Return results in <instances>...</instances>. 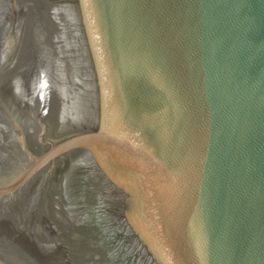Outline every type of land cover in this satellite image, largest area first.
<instances>
[{
	"label": "water",
	"instance_id": "95a60500",
	"mask_svg": "<svg viewBox=\"0 0 264 264\" xmlns=\"http://www.w3.org/2000/svg\"><path fill=\"white\" fill-rule=\"evenodd\" d=\"M0 264H264V0H0Z\"/></svg>",
	"mask_w": 264,
	"mask_h": 264
}]
</instances>
